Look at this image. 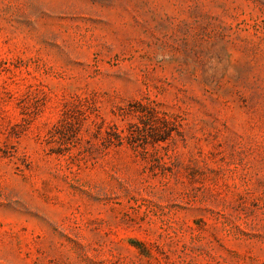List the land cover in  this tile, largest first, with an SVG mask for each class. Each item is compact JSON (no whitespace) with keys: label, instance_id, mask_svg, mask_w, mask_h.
<instances>
[{"label":"rangeland","instance_id":"rangeland-1","mask_svg":"<svg viewBox=\"0 0 264 264\" xmlns=\"http://www.w3.org/2000/svg\"><path fill=\"white\" fill-rule=\"evenodd\" d=\"M0 264H264V0H0Z\"/></svg>","mask_w":264,"mask_h":264}]
</instances>
